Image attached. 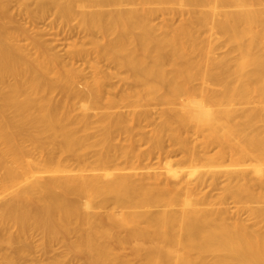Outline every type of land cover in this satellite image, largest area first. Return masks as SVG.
I'll use <instances>...</instances> for the list:
<instances>
[{
  "label": "bare ground",
  "instance_id": "1",
  "mask_svg": "<svg viewBox=\"0 0 264 264\" xmlns=\"http://www.w3.org/2000/svg\"><path fill=\"white\" fill-rule=\"evenodd\" d=\"M33 1L102 39L28 52L0 12V263L36 232L49 264H264V0Z\"/></svg>",
  "mask_w": 264,
  "mask_h": 264
},
{
  "label": "rangeland",
  "instance_id": "2",
  "mask_svg": "<svg viewBox=\"0 0 264 264\" xmlns=\"http://www.w3.org/2000/svg\"><path fill=\"white\" fill-rule=\"evenodd\" d=\"M126 5L125 3H120V5ZM134 4V3H133ZM120 5H119V8H120ZM121 5V6H122ZM128 5H130L129 6V8H132L131 6H132V4H127L126 5V7L125 8H128ZM135 8L134 9H136L137 7L136 6H139L138 4H135V5H133ZM145 6L146 5H144V6H139L140 8H138V9H140L141 10V8H145ZM111 7V6H110ZM117 8V6H112V8H109V9H111V10H114L113 8ZM122 7H124V6H122ZM91 8V7H90ZM98 9H102V11H109V9L107 10V7L105 6V7H97ZM118 8V9H119ZM124 8V9H125ZM143 8V9H144ZM148 8V7H147ZM168 9H170V7H167ZM166 8V9H167ZM172 9H173V7H171ZM177 7L176 6H174V10L176 9ZM51 8H49L48 7V10L46 11V13H43L44 14V16L41 14H39L38 13V11L36 10V7H35V2L33 1V0H0V12H4V14H5V19H3L2 21H3V24L5 25V31H6V34L8 35H6V37L7 38H9L10 36H11V38L13 37V39H14V42H15V45H21L20 47H22L23 49H26V48H30L29 50H28V52L30 51H32L33 52V49L31 48V47H29V46H32L31 44H29L28 42L29 41H31L30 39L31 38H33L34 36H36L37 38H39V40L41 39L42 41L41 42H43L45 45H47L48 46V48H50L52 51H54L55 53L57 52V55H60L62 58H63V60L65 61L66 60V57H68V56H66V54H67V52H69V51H72V50H78V49H80V50H89L90 48H91V45H89V44H91L92 42H97L101 37L99 36V35H97L96 36V34H94L96 37H98V39H95L96 37L95 36H91L92 38H93V40H89V39H92L91 37H83V35H82V32H81V28H79L80 26H79V18H77V16H78V12H75V14H74V16L72 15V18L70 17V18H68V19H63V21H62V19H59L58 17V15L56 14V13H54V10L52 9V10H50ZM75 7L73 8V10L75 11ZM93 9H94V7H93ZM97 9V10H98ZM121 9H123V8H121ZM167 9V10H168ZM85 10L87 11V10H91V9H86L85 8ZM95 10V9H94ZM49 11V12H48ZM53 11V12H52ZM47 12H48V14H47ZM165 13V14H164ZM164 13L162 12V13H160V15H157V17L154 19V21H153V23H158L159 21L161 22L162 20H164V21H168V22H177V20L176 19H178L179 18V16L178 15H173V14H169L168 13V15H167V13H166V11H164ZM162 14H164V15H162ZM47 15V16H46ZM54 15H56V16H54ZM172 15V16H171ZM39 16V17H38ZM42 16H43V18H42ZM161 17V19H159L160 17ZM175 16V17H174ZM176 16H178V18H176ZM57 18V19H56ZM44 20V21H43ZM56 20V21H55ZM59 20H60V22H59ZM176 20V21H175ZM33 24V25H32ZM159 24V23H158ZM50 26V27H49ZM78 26V27H77ZM52 27V28H51ZM36 28V29H35ZM48 28H49V30H48ZM39 30V31H38ZM55 31V32H53V31ZM67 30V31H66ZM24 31V32H23ZM28 31V32H27ZM37 33H36V32ZM21 32H23L24 33V35H23V33H21ZM40 32V34H38ZM42 32V33H41ZM21 33V34H20ZM29 33H30V35H29ZM55 33V34H54ZM68 33H70L69 35H68ZM81 33V34H80ZM92 34H93V32H91ZM20 34V35H19ZM28 35L27 36V38L25 37L26 35ZM34 34V35H33ZM36 34H38V35H36ZM46 34V35H45ZM91 34V35H92ZM45 35V36H44ZM67 35V36H66ZM19 36V37H18ZM30 36H31V38H30ZM66 38H67V40H66ZM17 39V40H16ZM29 39V40H28ZM102 39V38H101ZM100 39V40H101ZM81 40V41H80ZM14 42H13V44H14ZM101 42V41H100ZM74 43V44H73ZM85 43V44H84ZM98 43H99V41H98ZM27 45H29V46H27ZM90 47H89V46ZM27 46V47H26ZM51 46V47H50ZM75 46H77V48L78 49H76L75 48ZM50 50V51H51ZM65 51H67V52H65ZM49 53V52H48ZM51 53V52H50ZM65 58V59H64ZM78 60L76 61V58L74 59V61L73 60H70V58L68 59L67 58V60L68 61H66V62H68L69 64L71 63V61H72V66L73 67H75V68H77V69H80V70H82L81 71V77L82 78H79V80L77 81V83H76V88H78L79 90H83V87H84V84H83V82L85 83L86 81H84L85 79L87 80V81H89L90 79H91V75H90V69H89V67H88V64H86V62L84 63L83 61L81 62V59L80 58H77ZM70 60V61H69ZM104 60H102L100 63H101V68L103 69V71H104V73L107 75V77H108V75L112 72V71H114V69L112 70V67H111V65H110V63L108 64L106 61H104ZM90 62H92V60L90 61ZM99 63V62H98ZM99 63V64H100ZM106 65H105V64ZM104 64V65H103ZM85 65V66H84ZM82 66H83V68H82ZM109 68H110V70H111V72H110V70H109ZM89 69V70H88ZM107 71V72H106ZM110 73H109V72ZM116 73V71L113 73V74H115ZM112 74V73H111ZM112 74V75H113ZM112 75H109V78H110V76H112ZM116 75H120V74H116ZM122 77V76H121ZM114 78V79H113ZM113 78L111 77L110 78V80H107L106 79V87H108L107 88V90H106V92H109L108 94H110V92H111V94L110 95H112L111 96V98H116V95H118V91H119V89H121L122 87L120 86V85H122V84H120L119 85V87L120 88H118V90H117V86H118V84H119V82L121 83V80H119V79H121L120 77H117V82H115L116 81V77L115 76H113ZM84 79V80H83ZM112 79H113V82H114V84L115 85H113V82H112ZM82 80V81H81ZM125 82V83H124ZM123 83V88L125 89V87H126V85H128V83L129 82H127V81H124ZM127 82V83H126ZM112 83V84H111ZM112 85L113 86H115L114 88H115V90H114V88H113V90H112ZM85 88V87H84ZM110 90V91H109ZM123 90V89H122ZM106 95H107V93H106ZM56 98H57V96L56 95H54ZM109 96V95H108ZM119 106V105H118ZM144 107H147V108H144L143 110H147V109H149L148 108V106H144ZM152 108H154V109H152V108H150V110L149 111H153V112H151V114H156L157 112V107H153V106H151ZM118 108V107H117ZM117 108H115L116 110H117ZM143 107H141V108H139V109H142ZM157 108V109H156ZM115 109L113 110V111H115ZM121 109H122V111H124L125 110V107H121ZM124 109V110H123ZM152 109V110H151ZM155 109H156V111H155ZM118 110L120 111V109L118 108ZM117 110V111H118ZM127 110V109H126ZM126 110H125V112H124V114H128L129 113V110L126 112ZM77 111L78 110H75V113H77ZM101 111H103V110H94V112H101ZM148 111V110H147ZM92 112V111H91ZM90 112V113H91ZM151 117L153 118V119H155L156 118V115H151ZM156 120V119H155ZM143 123V124H142ZM140 122V126L141 127H139L140 128V130L143 132V130L145 129V131H144V134H147V132H148V130H149V126L148 125H146L147 124V122H146V124H145V127L142 129V126L144 125V123H145V121H143V122ZM129 123H127V125H128ZM146 126H148V127H146ZM128 127V126H127ZM129 127H131L130 125H129ZM139 128L138 129H134L135 131H140L139 130ZM147 128V129H146ZM134 131V132H135ZM118 136V137H117ZM116 139H114L115 141H112L113 142V144L114 143H119L120 144V142L121 143H123L122 141V136L121 135H116ZM122 140V141H120V142H118L119 140ZM137 143H135V146L136 145H138V148L139 149H143L144 148V145H141L142 144V142L140 143L139 141H136ZM139 142V143H138ZM143 146V147H142ZM137 147V146H136ZM89 152H91V151H89ZM152 156H153V154H152ZM151 156V157H152ZM155 156V157H154ZM154 156L149 160L150 162H152L153 161V164L156 162V155L154 154ZM154 158V159H153ZM153 159V160H152ZM147 161V160H146ZM54 192L55 193H60L59 192V190L57 189H55L54 190ZM0 199L1 200H3V199H5L4 197H0ZM11 231H13L12 229H11ZM36 233V232H35ZM35 233H31L30 234V237L28 236V238H26V241H28V244H27V242L26 241H20V243L18 244L19 246L21 245V246H24V244H25V248L26 249H28L29 251L28 252H26V254H25V256H23V257H20L19 258V261H20V263H18V262H16V261H14V260H12V263H7V264H49V262L50 261H52L51 259H49L48 257L49 256H46V255H42L40 252V250L42 249V247H41V245L43 246L44 245V242L41 240V237L40 236H36L37 235V233H36V235H35ZM38 235H40V234H38ZM1 236V235H0ZM5 237L6 236H4L3 235V237H0V255H2V254H7V253H9V252H11V248H10V245H9V243L7 242L8 240L7 239H5ZM2 238V239H1ZM3 239H5V240H3ZM28 239H30V240H28ZM40 239V240H39ZM22 240H24V239H22ZM40 241H42V243H41V245H40ZM10 242V241H9ZM21 242H23V243H21ZM26 242V243H25ZM10 244H12V243H10ZM16 244V246H17V243H14V245ZM35 246H34V245ZM53 244V245H52ZM13 245V244H12ZM50 245H52V247L50 246ZM49 245V247H51V250H53L52 252H53V254H51V256H53L56 260H60L61 262L63 261V260H66V259H68V255L66 256V259L65 258H63V257H61L62 255H63V253L65 252V251H63V247L61 246V244H58V243H51ZM34 246V247H33ZM46 246V245H45ZM48 246V245H47ZM59 249H58V248ZM125 247V246H124ZM55 249V250H54ZM6 250V251H5ZM58 250V254L56 253V251ZM9 251V252H8ZM32 251V252H31ZM35 251V252H34ZM39 251V252H38ZM74 251V252H73ZM72 252H71V254H74V255H76V253H75V250H73ZM120 251V250H119ZM118 251V253H120V255H124V253L123 254H121L122 252H124V249L123 250H121L122 252H119ZM125 251H126V253H128V251L125 249ZM55 253V254H54ZM43 256V257H41V256ZM48 255V254H47ZM55 255V256H54ZM58 255V256H57ZM126 255V254H125ZM128 255V254H127ZM45 256V257H44ZM69 256H71V255H69ZM40 258V259H39ZM43 258V259H42ZM45 258V259H44ZM47 258V259H46ZM26 259V260H25ZM49 259V260H48ZM30 261H32V262H30ZM45 261V262H44ZM14 262H16V263H14ZM25 262V263H24ZM1 264V263H0ZM5 264V263H4Z\"/></svg>",
  "mask_w": 264,
  "mask_h": 264
}]
</instances>
